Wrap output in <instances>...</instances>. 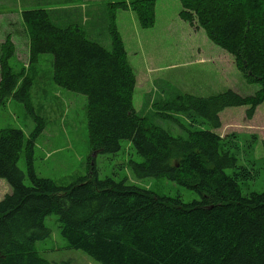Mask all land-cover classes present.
<instances>
[{"label":"trees","instance_id":"1","mask_svg":"<svg viewBox=\"0 0 264 264\" xmlns=\"http://www.w3.org/2000/svg\"><path fill=\"white\" fill-rule=\"evenodd\" d=\"M156 1L104 0L111 50L79 25L60 28L45 10L24 11L28 61L51 55L54 85L86 98L92 152L116 155L129 142L141 159L129 162L137 180L165 179L198 200L185 204L124 180H100L93 169L91 178L67 187L38 178L34 145L44 122L29 104L31 77L10 66L15 47L7 37L0 47V109L10 100L22 104L35 127L27 139L19 129L0 131V179L10 188L0 201V264H73L49 262L36 251L51 236L44 221L52 215L67 246L97 264H264V192H244L260 174L258 137L215 133L225 109L247 107L250 120L264 103V0H179V18L231 56L241 75L258 84L254 95L225 90L202 98L173 91L163 99L153 92L154 100L145 95L136 111V78L116 12L131 11L150 29ZM22 155L26 173L17 166Z\"/></svg>","mask_w":264,"mask_h":264},{"label":"rangeland","instance_id":"2","mask_svg":"<svg viewBox=\"0 0 264 264\" xmlns=\"http://www.w3.org/2000/svg\"><path fill=\"white\" fill-rule=\"evenodd\" d=\"M101 10L102 13L107 12L106 2L102 3ZM180 11L179 0H157L155 22L150 29H142L132 12L116 13V23L118 21L121 29L119 33L123 38L127 60L136 78L132 97L134 109H141L145 95L151 96V103L154 94L170 99L173 91L202 98L225 90L244 96L254 95L259 90L258 84L242 76L231 56L208 40L202 29L195 30L182 21L179 18ZM9 20L18 24V19ZM1 22L0 39L7 32H15L14 36L18 37L10 66L14 73L31 77L29 104L44 122V131L34 145L33 166L38 178L51 180L59 187H67L80 179L91 178L93 169L100 180H124L127 185L151 191L158 196L179 197L185 204L198 200L196 193L165 179L137 180L129 162H141V159L134 154L129 142H122L121 150L116 155L92 152L88 141L86 98L54 85L51 55H42L35 64H29L28 50L20 43L22 36L18 33L21 31L26 36L23 23L22 26L13 25L12 29H8L6 21ZM56 26L68 25L56 22ZM87 38L111 50L104 22L97 20L93 28L88 30ZM246 110L247 107H237L222 111L219 115L221 127L215 133L220 137L232 133L255 134L258 137L254 159L258 162L260 174L244 186V192L261 193L264 192V162L261 161L264 156V103L255 110L250 120L245 117ZM158 125L169 130L168 125ZM34 127L35 123L22 104L10 100L0 109V131L19 129L27 139ZM171 134L177 135L173 131ZM17 166L26 173L24 155L20 157ZM230 173L226 171V174ZM25 184H28L27 179ZM9 193V186L0 179V201ZM44 222L51 236L35 246L41 258L49 262L97 264L82 252L67 246L60 236V224L56 216H49Z\"/></svg>","mask_w":264,"mask_h":264},{"label":"crops","instance_id":"3","mask_svg":"<svg viewBox=\"0 0 264 264\" xmlns=\"http://www.w3.org/2000/svg\"><path fill=\"white\" fill-rule=\"evenodd\" d=\"M103 2L104 0H0V26L3 25V22L1 21H6L7 25H9L8 29H12L13 25L22 26V12L29 10H45L49 13L50 18L55 25L56 22L68 26L79 25L82 28H85L84 30L88 34V30L93 28V24H95L97 20L100 22L102 21L105 24L107 23V13L106 11L102 13L101 10ZM154 11L156 15V3ZM12 18L18 19V24L10 22L9 19ZM116 26L118 32H121L118 21ZM25 32L27 37L25 36V33L21 34V31L18 33L22 36L20 43L24 44V49L28 50L29 39L26 29ZM14 34L16 33L7 32L5 36H3V39H0V45L7 37H10L15 49H17L18 37H15Z\"/></svg>","mask_w":264,"mask_h":264}]
</instances>
